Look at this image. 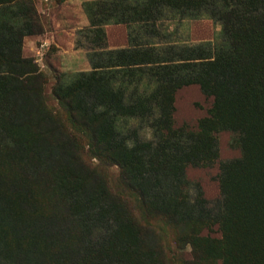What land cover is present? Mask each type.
Wrapping results in <instances>:
<instances>
[{"label": "trees", "instance_id": "trees-1", "mask_svg": "<svg viewBox=\"0 0 264 264\" xmlns=\"http://www.w3.org/2000/svg\"><path fill=\"white\" fill-rule=\"evenodd\" d=\"M83 10L75 46L90 70L56 76L55 108L22 54L24 38L43 33L33 0H0V264H172L167 237L193 264H264V0ZM168 14L212 19L220 42L153 43ZM119 24L127 46L109 49L104 28ZM189 85L212 99L196 129L174 125L175 93ZM221 130L241 156L219 164L210 207L186 170L218 160ZM211 226L220 238L201 235Z\"/></svg>", "mask_w": 264, "mask_h": 264}, {"label": "rangeland", "instance_id": "rangeland-1", "mask_svg": "<svg viewBox=\"0 0 264 264\" xmlns=\"http://www.w3.org/2000/svg\"><path fill=\"white\" fill-rule=\"evenodd\" d=\"M83 1V0H82ZM92 0H84L79 5H64L57 0H33L43 25V33L41 35L28 36L24 38L22 54L24 57L32 58L37 64L39 70L46 76L47 82L44 87L46 102L51 107H59L52 97V87L55 84L56 76L59 74L73 75L78 72H86L85 70L87 54L84 48L75 46L76 40H81L79 31L85 29L81 25V20L86 18L83 10V4ZM69 4V3H68ZM65 28L66 31L56 32L59 38L60 48L53 44L47 45L43 42L44 35L48 32H54L59 29L57 25ZM161 30L159 36L152 39L157 45L166 43H174L178 45H196L203 42H220L221 26L208 17L200 19H191L189 17H181L176 14H168L159 23ZM123 28L110 27L106 29V40L108 48H116L127 45V30ZM66 32V33H65ZM125 32V35H124ZM73 35V48L79 51L74 62L68 57L70 37ZM35 38V41H33ZM86 60V61H85ZM74 62V65L71 64ZM89 63V62H88ZM90 66V65H89ZM212 99L207 98L198 85L184 86L178 89L174 99V125L181 127L187 125L190 129H196L198 121L208 116V110L211 107ZM235 135L230 131L221 130L216 133L218 146V160L205 167H188L186 170L187 179L191 184H198L203 192V196L209 201L210 207L220 199L219 189V164L224 161L240 158V147L235 143ZM94 163L95 161L92 160ZM118 169L111 166L107 169V176L111 183H116L118 177ZM197 193L194 186H190V195L193 198ZM215 206V205H214ZM203 237L220 238L221 233L216 226L206 227L202 230ZM170 257L172 264H193V257L190 248L186 247L179 250L174 244L171 237H167Z\"/></svg>", "mask_w": 264, "mask_h": 264}, {"label": "crops", "instance_id": "crops-1", "mask_svg": "<svg viewBox=\"0 0 264 264\" xmlns=\"http://www.w3.org/2000/svg\"><path fill=\"white\" fill-rule=\"evenodd\" d=\"M84 1V0H83ZM83 1L82 0H67V1H64L63 2V4L62 5H60V7H63L64 5H71V4H74V5H76L77 3H79V5L81 4V3H83ZM69 3V4H68ZM85 16H86V14H85ZM81 25L83 26V27H88L89 26V21H88V18H87V16H86V18H83L82 20H81ZM57 27H60L59 29L57 28V29H55V31L54 32H48L47 34H45L44 35V39H43V42H45L47 45H50V44H53V45H55L56 47H59L60 48V40H59V38L57 37V35H56V32H58V31H66V29L65 28H61L62 26H60L59 24L57 25ZM110 27H116V28H123L124 30L123 31H125V26L124 25H106L105 26V33L107 34V31H106V29H109ZM66 33V32H65ZM124 35H125V32H124ZM73 35L70 37V41H69V45H70V47H69V51H67V53H68V57L70 58V59H72L74 62H76L74 59H75V57L76 56H78V53H79V51H75L74 50V48H73V44H74V41H73ZM33 41H35V38H33ZM127 46V45H126ZM126 46H120V47H116V48H110L109 47V49H118V48H124V47H126ZM86 61V60H85ZM74 62H71V64L72 65H74ZM82 64H85V66H86V68H85V70H90V66H89V63L86 61L85 63H83V61H82Z\"/></svg>", "mask_w": 264, "mask_h": 264}]
</instances>
